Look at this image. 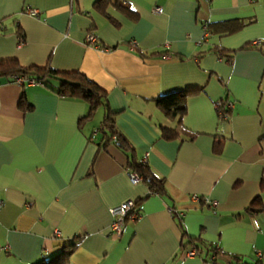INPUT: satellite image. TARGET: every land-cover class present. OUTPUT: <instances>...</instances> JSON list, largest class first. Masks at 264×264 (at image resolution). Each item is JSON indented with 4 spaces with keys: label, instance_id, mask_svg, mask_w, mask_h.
<instances>
[{
    "label": "crops",
    "instance_id": "obj_1",
    "mask_svg": "<svg viewBox=\"0 0 264 264\" xmlns=\"http://www.w3.org/2000/svg\"><path fill=\"white\" fill-rule=\"evenodd\" d=\"M96 1L0 0V59L82 72L106 92L131 147L93 134L102 106L80 121L86 101L0 76V264H46L61 252L64 264H255L264 249V52L242 46L264 41V0H108L103 12ZM171 94L185 104L181 117L157 105ZM222 100L232 103L226 120ZM161 125L178 136L163 138ZM129 160L163 179V195L130 181ZM143 197L139 216L110 233L111 209ZM190 238L213 250L185 256Z\"/></svg>",
    "mask_w": 264,
    "mask_h": 264
},
{
    "label": "trees",
    "instance_id": "obj_2",
    "mask_svg": "<svg viewBox=\"0 0 264 264\" xmlns=\"http://www.w3.org/2000/svg\"><path fill=\"white\" fill-rule=\"evenodd\" d=\"M108 0H97L94 3V7L101 12L104 11V7L107 4ZM116 2V1H115ZM122 11L127 13L130 17H133V14L122 4L119 6ZM108 20L116 25V22L112 19V17L107 16ZM19 36H22V33H19ZM23 37V36H22ZM250 48V47H257L259 50L264 52V41H260L259 44L255 45L252 42H249L242 46V48ZM235 50H229L230 53L225 54L224 49L220 48L217 49V55H223L227 57L228 59L232 58L233 52ZM141 52V51H140ZM140 55H146V53L142 52ZM201 54H198V56H201ZM13 75L14 77H22L25 80H33L35 83H41L45 86L50 87L53 92L56 93L58 96L66 97V98H79L84 101H86L88 105V110L86 114L80 119H88L91 118L94 111L102 106L105 110L104 116L99 123L97 127L96 133L101 134V139H105V142L110 141L111 139L114 140V142L118 143L121 147H124L125 149L130 150V146L125 141V139L122 137V135L117 130L115 124H114V118H113V111L109 108L107 100H106V92L104 89L100 88L99 86L95 85L86 75H84L80 71H71V72H63V71H56L53 70L49 64H46L44 66H30V67H23L21 66L16 59H0V76H8ZM175 94H171L167 96V99H158L157 105L162 111L171 110V115L176 116L178 114L179 117L183 114L185 110V104L184 103H178L176 102L174 98ZM23 98V97H22ZM222 100L221 102H223ZM20 107L23 109L27 105L25 104V100L21 99L19 102ZM218 111V109H216ZM230 114V113H229ZM229 117V116H228ZM228 119V118H227ZM226 120V119H225ZM161 136L165 139L170 138H176L178 136V132L175 128L169 127V126H160ZM93 132V134H96ZM188 139H192L195 137L194 133L186 134L185 135ZM220 143L216 142L214 144V151L218 152L220 150ZM127 169L131 170L133 172H136L141 176V182L145 183L148 187V193L147 195L151 193H157L162 194L164 193V183L163 179L157 177L154 173H152L145 162L140 161H131L129 160L127 163ZM145 197L135 200V207L132 209L134 212H136L139 216L138 206L140 205V202ZM257 202V199H254L252 203L250 204V207ZM259 203V201H258ZM249 207V208H250ZM172 208V207H171ZM174 209V208H173ZM251 209V208H250ZM176 210V209H174ZM252 210V209H251ZM177 211V210H176ZM259 211L256 212H260ZM129 215V214H128ZM128 215H126V219L128 218ZM173 216L177 217L179 221L181 220V216L176 214V212H173ZM181 222V221H180ZM180 226L182 227L181 223ZM182 234L185 236V230L182 229ZM194 238L188 239L185 243H182V248L184 250V247L187 244L192 243L193 247L196 250V254L200 255L203 248L213 250V246H209L208 244L202 243L198 244L194 242ZM68 252H61L58 255L51 258L46 264H64L67 259ZM235 264H238L239 258L234 257ZM261 261V262H260ZM38 264H43V262H40ZM255 264H264V260L258 259V261Z\"/></svg>",
    "mask_w": 264,
    "mask_h": 264
},
{
    "label": "built area",
    "instance_id": "obj_3",
    "mask_svg": "<svg viewBox=\"0 0 264 264\" xmlns=\"http://www.w3.org/2000/svg\"><path fill=\"white\" fill-rule=\"evenodd\" d=\"M28 13H30L31 15H35L37 14L36 10L33 9H27L26 10ZM153 11L156 14H159L162 12V8L159 6H155L153 8ZM23 39L22 37L19 38V42L20 44L22 43ZM95 41V36L92 33H87V35L85 36V42L86 43H93ZM253 44L257 45L260 43L259 40H255L252 41ZM16 79L19 82L23 81L22 77H16ZM29 83H33L34 81L28 80ZM232 106V103H222L219 102L216 105V109H218L219 112V118L222 120H225L228 118L229 113L228 110L230 109V107ZM97 129L94 130V133H96ZM127 174L129 176V179L132 183H138L141 181V176L139 174H137L136 172H133L131 170H127ZM210 204L212 206H214L216 204V201H210ZM3 206V201L0 199V209ZM135 207V201L132 199H128L126 201H124L123 203H121L120 205L114 207L113 209H111V215H112V221L109 227V231L110 233L119 236L122 233V229L124 227L125 221L128 219H135L138 217V214L136 212H134V210L132 211V209ZM169 211L173 214V212L175 211L176 214H178L179 216L182 215V213L180 211H176L173 208H170ZM129 214V215H128ZM126 215H128V218L126 219ZM56 236L59 235L58 232L55 233ZM184 255L187 257L190 256H195L196 254V250L194 248H190L186 251H184ZM256 256L258 259H262L264 260V249L262 251H258L256 253Z\"/></svg>",
    "mask_w": 264,
    "mask_h": 264
},
{
    "label": "rangeland",
    "instance_id": "obj_4",
    "mask_svg": "<svg viewBox=\"0 0 264 264\" xmlns=\"http://www.w3.org/2000/svg\"><path fill=\"white\" fill-rule=\"evenodd\" d=\"M126 222V221H125Z\"/></svg>",
    "mask_w": 264,
    "mask_h": 264
}]
</instances>
